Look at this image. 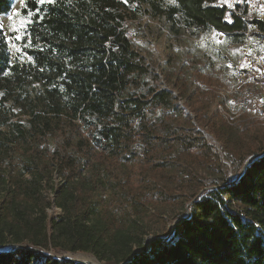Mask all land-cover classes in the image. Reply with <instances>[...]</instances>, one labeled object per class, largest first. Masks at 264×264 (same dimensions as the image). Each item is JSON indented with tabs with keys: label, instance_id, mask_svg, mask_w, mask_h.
Returning <instances> with one entry per match:
<instances>
[{
	"label": "trees",
	"instance_id": "1",
	"mask_svg": "<svg viewBox=\"0 0 264 264\" xmlns=\"http://www.w3.org/2000/svg\"><path fill=\"white\" fill-rule=\"evenodd\" d=\"M13 2L0 0V15ZM133 3L175 29L181 22L236 40L249 25L264 29L263 21L243 18V4L229 9L225 0H55L36 13L30 39L37 48L21 68L11 63L0 28V101L33 114L42 106L89 133H77L79 156L60 159L54 149L55 163L42 139L19 140L25 129L17 122L15 141H0V245H14L0 249V264H88L43 252L51 249L89 253L104 264H264V125L233 136L235 125L212 107V91H189L181 78L177 94L160 88L125 27ZM28 8L39 5L27 0ZM25 82L42 89L32 96ZM40 121L44 135H55L58 124ZM15 155L26 158L30 178L11 167ZM54 170L65 177L57 188ZM47 186L62 215L49 216ZM177 204H188L190 214L182 218Z\"/></svg>",
	"mask_w": 264,
	"mask_h": 264
},
{
	"label": "rangeland",
	"instance_id": "2",
	"mask_svg": "<svg viewBox=\"0 0 264 264\" xmlns=\"http://www.w3.org/2000/svg\"><path fill=\"white\" fill-rule=\"evenodd\" d=\"M26 1L14 0L11 11L0 15V24L3 25L1 29L6 36L11 63L21 68L31 65L33 56L30 51L37 48L34 41L30 39V25L34 22L36 13L43 15L49 5L55 2L54 0L53 3L40 4L35 0L39 9L33 12L28 8V11L25 12ZM163 1L165 3L173 2V0ZM236 1L225 0L229 9L238 8L235 5ZM127 7L129 14L125 27L131 35L137 51L144 55L147 63L155 68L160 88L173 89L177 94V83L181 78L187 83L189 91L196 88L212 91L216 97L212 107L217 106L227 121L235 125L236 130H234L233 136L238 135L246 127L264 125V29L249 25L245 34L236 40L234 36H225L214 30L184 27L181 22L175 29L172 23L165 19H154L148 13V8L141 3L128 4ZM17 12L21 14L18 17L16 16ZM28 13H32V15L29 16ZM10 17L15 19H10ZM248 18L264 22V0L256 6ZM22 19L26 21L24 27H21ZM14 29H19V31L16 32ZM17 34L24 38L16 41L14 37ZM9 37H13V39L9 41ZM12 44H15L16 47L13 48ZM206 76L213 80L212 84L205 82ZM26 86L32 96L38 94L42 89L38 84ZM146 88L147 86L144 89ZM17 91L18 89L15 90V93H18ZM12 102L3 104L0 101V117L3 115L10 117V120L5 124H1L0 120V141H15L16 137L21 134L17 126L13 125L17 122L19 127L25 129V137H20L19 140L30 141L32 145H34V141H41V139L45 141L48 147V153L45 156L52 163H55L52 152L56 148L61 153L60 159L71 152L80 155L79 149H76L77 133L80 131L88 135V130L85 127L77 123L66 122L63 116L49 115L42 106H37L34 114L29 112L30 109L27 111L21 106H13L11 109ZM179 105L184 115L190 112L184 98L179 97ZM48 118L51 119L52 127H55L54 124L59 125L55 135L52 136L49 133L47 136L44 135L43 131L46 132V129L43 128L44 125L40 121ZM196 123L194 119V124L197 125ZM45 137L46 139H44ZM213 142L221 159L228 165L230 177L235 179L239 174L233 164L226 160V153L222 150L219 142L215 139ZM14 159L13 166H11L14 171L25 172V177L30 178L31 172L27 171L26 158L22 155H15ZM54 168L56 170L55 166ZM85 176L89 177L90 174L85 171ZM64 181L65 177L55 171L51 180L52 185L57 188ZM43 192L47 200L51 202V206L47 209L49 216L52 218L62 215V209L55 204L54 190L47 186ZM188 206V204H177L174 210L183 218L190 214ZM168 226L172 229L174 223L170 224L169 222ZM154 237L153 234L146 237V243L149 246ZM10 247L13 246L0 249L6 250ZM43 252L58 258L78 260L88 264H104L89 253L55 251L53 249Z\"/></svg>",
	"mask_w": 264,
	"mask_h": 264
},
{
	"label": "built area",
	"instance_id": "3",
	"mask_svg": "<svg viewBox=\"0 0 264 264\" xmlns=\"http://www.w3.org/2000/svg\"><path fill=\"white\" fill-rule=\"evenodd\" d=\"M263 2V0H242V1H236L235 5L237 7H239V5L243 4V8H244V11H243V18H247L248 15L250 13H252L254 11V9L256 8V6ZM8 246H14V245H8ZM15 246H18V245H15ZM3 247H6V246H1L0 245V248H3Z\"/></svg>",
	"mask_w": 264,
	"mask_h": 264
},
{
	"label": "snow or ice",
	"instance_id": "4",
	"mask_svg": "<svg viewBox=\"0 0 264 264\" xmlns=\"http://www.w3.org/2000/svg\"><path fill=\"white\" fill-rule=\"evenodd\" d=\"M37 2L40 3V4H45V3H53L54 0H37ZM125 2H127V0H125ZM20 15H21V14H20L19 12L16 13V16H17V17L20 16ZM28 15L31 16L32 13H28ZM10 19H15V18H14V17H10ZM25 22H26V21H25L24 19L21 20V27H24V26H25ZM2 27H3V25L0 24V28H2ZM14 31L18 32L19 29H14ZM23 38H24V37H23L22 35H20V34H17V35H15V37H14V39H15L16 41H20V40H22ZM8 39H9V41H11V40L13 39V37H9ZM26 46H27V45H26ZM12 47L15 48V47H16L15 44H12ZM17 50H19V49H17Z\"/></svg>",
	"mask_w": 264,
	"mask_h": 264
},
{
	"label": "water",
	"instance_id": "5",
	"mask_svg": "<svg viewBox=\"0 0 264 264\" xmlns=\"http://www.w3.org/2000/svg\"><path fill=\"white\" fill-rule=\"evenodd\" d=\"M244 168H245V166H244ZM18 246H23V245H18ZM68 260H70V259H68ZM78 261V260H77ZM80 262H83V261H80ZM84 263H86V262H84Z\"/></svg>",
	"mask_w": 264,
	"mask_h": 264
}]
</instances>
